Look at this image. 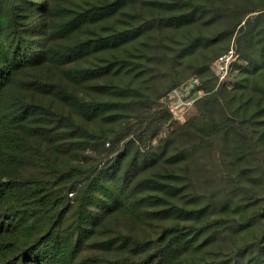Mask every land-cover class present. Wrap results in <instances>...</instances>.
I'll use <instances>...</instances> for the list:
<instances>
[{
    "label": "trees",
    "instance_id": "16d2710c",
    "mask_svg": "<svg viewBox=\"0 0 264 264\" xmlns=\"http://www.w3.org/2000/svg\"><path fill=\"white\" fill-rule=\"evenodd\" d=\"M0 264H264V0H0Z\"/></svg>",
    "mask_w": 264,
    "mask_h": 264
},
{
    "label": "built area",
    "instance_id": "2783aa9c",
    "mask_svg": "<svg viewBox=\"0 0 264 264\" xmlns=\"http://www.w3.org/2000/svg\"><path fill=\"white\" fill-rule=\"evenodd\" d=\"M237 61H239V55L233 47L220 54L213 61L211 67L217 76L216 87L229 82ZM199 85L200 81L198 78H191L167 94L165 101L173 119L177 121L186 120V116L193 108L195 101L205 93Z\"/></svg>",
    "mask_w": 264,
    "mask_h": 264
},
{
    "label": "rangeland",
    "instance_id": "374dc122",
    "mask_svg": "<svg viewBox=\"0 0 264 264\" xmlns=\"http://www.w3.org/2000/svg\"><path fill=\"white\" fill-rule=\"evenodd\" d=\"M233 78H231L229 80V84L227 85L228 87H231V81H232ZM173 119V118H172ZM186 121V120H185ZM185 121H177L175 119H173L172 121H169L168 123H166L165 125L162 126L161 130L159 131L158 133V136H164L166 135L169 131L173 130L176 123L175 122H179V123H183ZM156 139L154 140V143H156Z\"/></svg>",
    "mask_w": 264,
    "mask_h": 264
}]
</instances>
